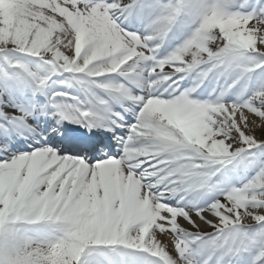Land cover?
Returning a JSON list of instances; mask_svg holds the SVG:
<instances>
[{
    "label": "snow or ice",
    "instance_id": "1",
    "mask_svg": "<svg viewBox=\"0 0 264 264\" xmlns=\"http://www.w3.org/2000/svg\"><path fill=\"white\" fill-rule=\"evenodd\" d=\"M0 5V264H264V0Z\"/></svg>",
    "mask_w": 264,
    "mask_h": 264
},
{
    "label": "bare ground",
    "instance_id": "2",
    "mask_svg": "<svg viewBox=\"0 0 264 264\" xmlns=\"http://www.w3.org/2000/svg\"><path fill=\"white\" fill-rule=\"evenodd\" d=\"M0 11H2V7L0 6Z\"/></svg>",
    "mask_w": 264,
    "mask_h": 264
}]
</instances>
